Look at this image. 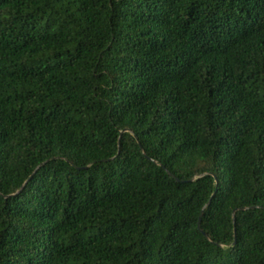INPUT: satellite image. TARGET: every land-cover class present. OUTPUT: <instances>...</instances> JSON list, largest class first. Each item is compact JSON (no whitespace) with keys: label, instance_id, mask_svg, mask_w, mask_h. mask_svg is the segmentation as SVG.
<instances>
[{"label":"trees","instance_id":"trees-1","mask_svg":"<svg viewBox=\"0 0 264 264\" xmlns=\"http://www.w3.org/2000/svg\"><path fill=\"white\" fill-rule=\"evenodd\" d=\"M0 264H264V0H0Z\"/></svg>","mask_w":264,"mask_h":264},{"label":"water","instance_id":"water-1","mask_svg":"<svg viewBox=\"0 0 264 264\" xmlns=\"http://www.w3.org/2000/svg\"><path fill=\"white\" fill-rule=\"evenodd\" d=\"M210 203V202H209ZM247 208H243L242 210H246ZM234 221H235V217H234Z\"/></svg>","mask_w":264,"mask_h":264}]
</instances>
